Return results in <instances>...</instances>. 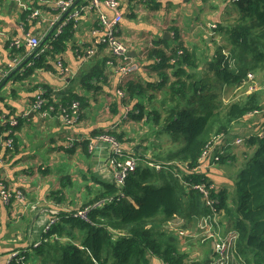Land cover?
<instances>
[{"label": "trees", "instance_id": "trees-1", "mask_svg": "<svg viewBox=\"0 0 264 264\" xmlns=\"http://www.w3.org/2000/svg\"><path fill=\"white\" fill-rule=\"evenodd\" d=\"M141 1L153 8L160 5V0ZM232 3L236 14L218 27L219 31L228 32V39H232L228 56L220 47L207 64V73L199 70L201 56L197 46L171 50L167 46H155L149 50L147 59L152 62L150 65L157 78L149 81L138 76L128 80L126 89L129 96L125 100L120 99L124 105L131 107L129 117L144 121L151 130L155 128L156 131L158 128V133H167L174 142L179 143L176 149L167 150L165 155L164 151L154 153L150 159L168 163L185 179L197 183L210 181L207 171L193 172L206 146L219 135L226 138L233 122L245 118L249 112L264 109L260 92L251 93L259 89L252 82L245 85L244 93H249L243 98L224 104L220 97L224 90L241 85L248 72L264 71V0H238ZM233 19L235 23L231 24ZM66 25L65 32L63 26L62 32L49 37L48 41L53 40L49 52H60L65 48L73 22ZM203 41L206 43L205 38ZM47 54L45 52L32 58L30 62L33 64L23 72H17L12 79L23 80L32 75L46 64ZM106 60H99L80 77L79 85L85 91L97 92L102 88ZM40 86L46 89L45 95L50 97L42 110L50 114L61 115L63 110L72 113L73 103L78 102L77 116L82 118L83 106L88 102L85 93L70 90L61 95L57 93V99L54 100L46 85L39 83L34 90L37 91ZM11 94L18 96L19 90L13 89ZM152 100L155 103L150 104ZM1 101L7 100L0 91L2 119L7 112ZM21 124L22 119L15 127L1 121L0 154L17 151L15 131ZM97 133L113 134L124 141L122 135L113 130ZM6 138L13 139L11 148L1 140ZM246 140L247 147L253 150L249 163L246 161L248 166L242 168L238 175L233 194L226 188L213 189L218 191H213L212 196L217 199L216 209L224 213L221 219L230 220L237 232L236 255L245 258L244 264H264V136L260 137L258 133ZM77 141L75 138L68 139L65 148L71 150ZM81 142L83 148L88 150L89 140L84 138ZM227 157L223 155L218 162L225 163ZM183 162H187L191 169H183L180 165ZM124 186L125 197L121 200H117L116 183L108 182L104 183L102 194L81 206L104 200L89 212L90 221L74 216V212L61 213L58 216L60 220L45 233L47 238L40 253L47 251L43 255L54 261L59 258L57 264H151L152 258H159L164 264H199L187 260L188 254L178 246L179 235L163 230L158 215L186 218L193 214L208 215L212 210L203 201L202 194L198 190H188L171 170L156 171L147 165H139L129 173ZM74 229L86 231L81 243L61 240L66 232L73 235Z\"/></svg>", "mask_w": 264, "mask_h": 264}, {"label": "crops", "instance_id": "crops-1", "mask_svg": "<svg viewBox=\"0 0 264 264\" xmlns=\"http://www.w3.org/2000/svg\"><path fill=\"white\" fill-rule=\"evenodd\" d=\"M22 1L38 9L39 14L32 16L31 11L23 10L17 2L4 3L0 0V65L4 69L11 67L15 57L29 56L32 52L27 45L18 51L14 50L11 47L12 40L24 38L27 33L46 36L52 28L51 21L57 12L54 8L55 0H50L47 5L39 0ZM87 1L80 0L79 4ZM119 2L124 15L119 25V34L128 44L134 60L140 65L133 78L141 76L149 81L156 79L157 75L150 65L152 62L143 53L155 46H167L168 50H171L176 47L192 49L197 45L202 57L203 48L206 47L202 38L206 39V44L210 41L207 36L209 25L227 22L235 13L234 3L230 0H160L157 8L150 7L141 0ZM100 9L109 18L114 16V12L107 6L101 5ZM98 14L99 11H85L80 19L73 21L71 32L68 31L69 38L65 41L66 46L62 51L49 52V45L53 40H47L43 45L48 53L46 64L23 80L10 78L8 85L1 90V95L7 100L1 101L2 106L9 116H17L30 109L36 95L34 88L39 83L49 87L50 91L56 90L58 95L70 90L85 93L88 102L83 106L81 121L74 126L64 123L60 114H49L47 120L42 119L38 112L29 115L28 119L21 118L22 124L15 131L17 151L0 154V181L25 194L23 202L16 201L11 205L0 203V264H9L10 254L14 252H17L16 262L14 259L10 264H34L40 255L48 253H40L47 238L45 227L48 222L53 217H60L61 213L69 214L84 203L94 200L104 192V183L114 182L103 144L99 143L98 149L89 151L83 148L82 139L102 130H113L122 135L124 149L131 154L142 155L146 152L144 156L150 159L154 154L153 149L155 152L164 151L160 145L152 144L151 139L139 138L140 130L143 133L147 131L142 127V124L147 126L145 122L140 123L132 117H121L125 105L116 94L120 71L107 47L97 43L105 33L99 28ZM63 22L64 20L60 25ZM64 26L62 29L65 32L67 25ZM58 31L59 28L53 32L54 36L59 34ZM104 58L107 60L105 78L101 81L102 88L97 92L85 91L79 85L80 77ZM67 68L69 74L64 76L62 69ZM13 89L19 90L18 96L11 94ZM158 96L160 97V94ZM149 103H155V100ZM248 119L246 116L233 122L230 132L235 136L231 134L218 140V144L222 141L220 147L227 155L230 139L240 137V133L242 136L249 133L245 136L247 138L263 132L264 115L252 120L255 122L254 126L251 123L243 124ZM1 121L0 118V123ZM71 138L78 141L71 150L66 149V143ZM151 149L152 153H147ZM235 153L229 154L230 161L222 165H212L205 170L219 186L223 187L221 183H227V189L235 180L227 173L226 164L236 160ZM140 165L148 166L146 161H142ZM218 169L221 176L213 173ZM200 217L202 216L197 214L187 218L158 215L162 229L173 234L176 232L170 228L183 225L170 227L172 222H187L185 235L189 236L193 234L188 230L190 223L194 224L195 228V222ZM228 221V226H231V221ZM72 232L73 235L66 232L61 240L79 244L86 235L84 230L74 229ZM151 264L164 262L159 258H152Z\"/></svg>", "mask_w": 264, "mask_h": 264}, {"label": "built area", "instance_id": "built-area-1", "mask_svg": "<svg viewBox=\"0 0 264 264\" xmlns=\"http://www.w3.org/2000/svg\"><path fill=\"white\" fill-rule=\"evenodd\" d=\"M2 2L7 1H15L18 3V5L26 11H31L32 16H37L39 14L38 9H34L30 6H28L27 3L23 2L22 0H1ZM41 2H44L46 5L49 4L50 0H39ZM77 0H55L54 2V8L57 10L56 15L54 16L53 20L51 21V27H53L58 21H60L62 15L71 8ZM231 2H236L238 0H230ZM101 5L107 6L110 10L114 12V16L112 18H109L107 15H105L101 11ZM120 2L119 0H88L84 4H77L66 16L64 19V22L62 25L58 26L59 33L62 31V27L68 22H73L82 17V13L85 11H99L98 14V24L99 28L101 30H104V36L101 37L99 40H97V43H101L102 45L106 46L107 49L110 52V56L117 62V68L120 71L119 73V82L116 89V94L120 99H127L129 94L126 89L127 81L132 79L133 76H135L139 69L140 65L137 63L136 60L131 55V51L129 50L128 44L125 42V40L120 36L119 34V25L124 19V15L121 12L120 8ZM41 13V11H40ZM61 24V23H60ZM218 24L217 23H211L208 28V35L211 32L212 29H217ZM2 30L0 29V33ZM45 34L43 36H38L32 33H27L24 38H17L12 40L11 47L14 50H20V48L24 45H27L31 51L34 49L40 47L39 51L35 55V57L39 56L42 53H45L44 48H41L42 40L44 38ZM152 48V47H151ZM150 48V49H151ZM149 49V50H150ZM148 51L143 53L144 55H148ZM224 54L227 56L229 53H226L224 51ZM26 56L19 55L18 57H15L14 63L9 67L8 69H4L0 65V84L1 82L9 75V73L20 63L22 62ZM33 62L29 63V66L32 65ZM59 64L62 65L61 62ZM62 73L65 76L66 74H69V69H62ZM254 74L252 72H248L247 77L242 81H246L248 77L253 76ZM46 89L41 88V86L37 89L35 100L32 102V105L30 109L27 112H23L17 116H9L7 113L2 116V121H5L9 124L11 127H15L19 124V121L21 118H27L32 112H38L40 117L42 119H47V116L50 114L49 111L42 110V107L44 104H46L50 97L45 95ZM50 95L52 99H57V91L52 90L50 91ZM79 108V103L74 102L71 109L73 110L72 113L66 112L63 110L64 113L61 114V118L63 119L64 123H66L68 126H74L75 124H78L80 121L79 117L77 116V110ZM131 112V107L129 105L124 106V111L122 118H129ZM259 111L255 110L252 112H249L248 116H253L254 114H257ZM114 129V128H113ZM260 137L264 136V132L259 133ZM222 135H219L217 138L214 139L211 143H209L206 146L205 151L203 152L199 165L193 169V172H201L202 170L205 171L207 168L211 167L215 163H217L221 159V155L224 153L223 149L217 154V156L213 159L210 157V152L218 145V140L223 139L221 137ZM5 146L12 147V138H6L5 140L1 139ZM89 140L88 144V150L89 151H95L98 149L99 143L103 144V148L107 152V158H108V164L110 166V171L113 172V180L116 183V187L118 188L117 192V200H121L125 197V179L131 173L132 171H135L138 166L141 164L142 161H146L148 166L153 167L156 171H162L165 170H172L174 175L179 178L180 182L189 190L194 189L198 190L202 194V199L205 202V204L212 210V212L208 215H204L200 217V220L203 224L208 225L211 227L212 231V238L214 241V252L215 255L221 256V258L224 260L229 256L230 253L233 254V257L236 261H238L240 264H244V262H241L240 257L237 256L234 249H235V243L237 240V232L236 230H232L229 227L227 231H224L221 227L225 226L223 218L224 213L221 212V210L216 209V203L217 199H215L212 196L213 190L217 189L214 183H209L210 181L206 182H193L185 179L184 175L181 174L177 170H173L168 166V163H162L157 162L154 160H150L149 158H146L144 155H135L127 152L124 149L123 142L119 140L114 135H109L107 133H97L93 136H89L87 138ZM246 138L243 139V142L241 139L235 140L233 143L237 146L242 145L245 142ZM183 169L188 171L191 169L188 167L187 162H183L180 164ZM162 170H158L161 169ZM25 197V194L23 191L20 190H13L9 185H7L4 181H0V203L4 205H11L16 201L23 202ZM114 199L113 197H111ZM110 200V199H109ZM104 202L102 200L101 202H95L92 204H87L83 207H80L76 211H74V216L81 217L87 221H90L89 219V212H91L93 209H95L97 206H100V204ZM110 202V201H109ZM108 202V203H109ZM60 220L59 217H53L48 224L45 227V233L48 232L52 226L57 223ZM174 229V228H172ZM179 234L185 235L186 232H184L182 229L178 231ZM54 239L56 237L54 236ZM17 257V252L11 253L10 257L8 259V263H12L13 260Z\"/></svg>", "mask_w": 264, "mask_h": 264}, {"label": "rangeland", "instance_id": "rangeland-1", "mask_svg": "<svg viewBox=\"0 0 264 264\" xmlns=\"http://www.w3.org/2000/svg\"><path fill=\"white\" fill-rule=\"evenodd\" d=\"M9 2H12V1H7L4 3H9ZM235 14L236 13H234L233 15H235ZM229 20H231V19L228 18V21ZM234 23H235V21L233 19L231 21V24H234ZM211 32L212 33H210L209 35L207 33V36L209 37V40H210L208 42V44H206L202 38V43L205 44L206 47L203 48V51H202L203 56L201 57V60H200L201 63H200L199 70L205 71V72H207L205 70L206 68H208L207 64L214 57V55L217 53V50L220 47H222L223 51H226V53H229V51H230L229 42H232L231 38H230V40L228 39L230 37L228 32L219 31V28L212 29ZM226 42H228V43H226ZM209 43H210V45H209ZM197 47L199 50V46H197ZM41 48H44V46L41 45ZM252 73L254 75L251 77H248V79L246 81H244L241 85H237V87H235V88H228V89L224 90V92L220 96L221 99L224 101V102L222 101L224 104H228L229 102L236 100L240 97L243 98L246 94L249 93V91H246L244 93V90L246 88L245 85L252 82L253 84H256L259 87V89L255 90V91H251V93L256 92V91L260 92V96H261V100H263L262 104H263V108H264V71H260L258 73H255V71H252ZM253 77H254V79H253ZM159 94H161L160 91H158V95ZM263 115H264V109L259 111L257 114H254L253 116H247V117H249V119L247 120V122H244L243 124L251 123L252 126H254L255 122L252 120H254L258 116L263 117ZM80 121H81V119H80ZM142 122H144V121H140V123H142ZM142 127L144 129H147V131H144L145 133H143V132H141L140 129L137 128V130H140L139 138L140 139H149V140L151 139L152 144L155 143L157 146L160 145L162 150H164V155L168 152L167 150L172 149V148L176 149L178 147L179 143L174 142L169 134L163 132L161 135L160 133H158V128H156V131H155V128L151 130L149 125L144 126L142 124ZM158 134H160V135H158ZM231 134L232 133L229 131V134H227V136L229 137V136H231ZM232 135H234V134H232ZM247 135H249V133ZM247 135L242 136V133H240V137H237V138L231 137L233 139L232 140L230 139V142L228 144V145H230V147L227 151L228 154L236 152L235 154L237 157H236L235 161L231 162L230 164H226L227 165L226 171L229 175L232 176V180H235V182L238 180V175L240 174L242 168H244V167L246 168L248 166V163L250 160L249 159L250 153L253 149L247 147L245 145L246 142H244L242 145H239V146L235 145L233 142L237 139H241L243 142V139ZM216 139H218V138L216 137ZM221 142L222 141H220L219 144L210 152L211 159L215 158L217 156V154L221 151V149H222L220 147ZM153 152L154 153H161V151L155 152L154 149H153ZM147 153H152V149ZM223 155H224V157L228 156V155H226L225 151L221 155V157ZM227 161H230L229 158L227 159ZM246 161L248 162L247 164H246ZM219 163L220 162H217L215 164H219ZM227 163H229V162H227ZM222 164H224V163H220L219 165H222ZM213 173H215L214 175H217V176L222 175L219 169ZM111 174L113 175L112 170H111ZM209 180L214 183V185L216 186L217 189L222 190V189H225L227 187L226 186L227 183H221V185L223 186L221 188V186H219L214 181V179L210 176H209ZM235 182H234V184L232 183L230 185L229 189L226 188L230 194H233V192H234V188H232V187L235 185ZM224 222H225V225L228 226L229 221L226 219V220H224ZM178 224H181L183 226H177L174 229L170 228V230H174L178 235H180V236L177 235L180 239L178 246H180L181 251L188 254L187 260L190 261L191 263L196 261L199 264H240L238 261L235 260L232 253H230L229 256L227 258H225L224 260L221 258V256L215 255L214 241L212 238L211 227L203 224L200 219L197 218V222H195V224H196L195 228H194V224L190 223L188 230H189V233L190 232L193 233L191 236H189V234L181 235L178 233V231L181 229L184 232H187V226H188L187 222H180V223L172 222L170 227L176 226ZM227 226H222L221 228L224 231H227L228 227H229V226L228 227ZM231 228H232V226H231ZM244 259L245 258L241 255V257H240L241 262H244ZM58 262H59V258H57L56 261H54L52 258H49V256H47V255H43V256L40 255L39 258H37V260L34 262V264H57Z\"/></svg>", "mask_w": 264, "mask_h": 264}, {"label": "water", "instance_id": "water-1", "mask_svg": "<svg viewBox=\"0 0 264 264\" xmlns=\"http://www.w3.org/2000/svg\"><path fill=\"white\" fill-rule=\"evenodd\" d=\"M190 0H184V2H189ZM80 2V0H77L76 3L69 8L61 17L60 21H58L52 28L51 30L46 34V36L42 40V46L45 44V42L49 39V37L53 34V32L57 29V27L60 25V23L66 18L68 13ZM40 47L34 49L29 56H26V58L20 62L10 73L9 75L1 82L0 84V91L8 85L9 79L12 78L17 72L23 71L26 69V67L29 66L30 60L35 57L37 52L39 51ZM34 112H31L33 114ZM30 114V115H31Z\"/></svg>", "mask_w": 264, "mask_h": 264}, {"label": "bare ground", "instance_id": "bare-ground-1", "mask_svg": "<svg viewBox=\"0 0 264 264\" xmlns=\"http://www.w3.org/2000/svg\"><path fill=\"white\" fill-rule=\"evenodd\" d=\"M181 52H182V51L180 50L179 53H181ZM109 135H113V134H109ZM158 170H162V168H161V169H158ZM232 230H235V228L232 227V228H231V231H232Z\"/></svg>", "mask_w": 264, "mask_h": 264}, {"label": "clouds", "instance_id": "clouds-1", "mask_svg": "<svg viewBox=\"0 0 264 264\" xmlns=\"http://www.w3.org/2000/svg\"><path fill=\"white\" fill-rule=\"evenodd\" d=\"M219 26V25H218ZM172 171V170H171Z\"/></svg>", "mask_w": 264, "mask_h": 264}]
</instances>
